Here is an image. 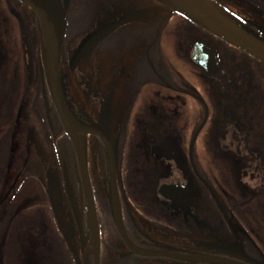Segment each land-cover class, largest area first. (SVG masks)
<instances>
[{"label":"flooded vegetation","instance_id":"obj_1","mask_svg":"<svg viewBox=\"0 0 264 264\" xmlns=\"http://www.w3.org/2000/svg\"><path fill=\"white\" fill-rule=\"evenodd\" d=\"M29 1L46 14L54 27L59 23L60 14L63 15L60 71L99 27L133 17L83 56L73 71L92 55H105L116 66L117 80L122 78L120 89H106L104 95L92 91L98 96L100 93L101 99L95 104L89 103L86 112L68 101L65 79L60 73L62 96L73 121L106 139L93 134H76L92 190L98 224L99 264H108L112 258L115 264H186L161 255H220L238 262L246 257L255 264H264V239L258 246L246 230L234 226L237 223L220 204L218 191V156L240 155L247 162L240 166L235 160L232 166L224 165L225 175L221 176H232L234 184L241 186L242 189L238 188L239 200H264V159L261 157L264 148L252 147L259 138L252 133V128L264 129V116H261L264 113V83L258 82V78L260 81L264 78L263 69L247 55L231 51L237 58H228L226 49L232 47L207 32L187 29L191 36L195 33L196 36L188 48L185 46L179 51L185 56L186 49H189L191 60V50L196 43L211 50L218 71L207 73L196 66L205 75L214 77L222 98L224 92L229 95L213 102L215 113L210 127L212 135L218 136L217 141L226 136L228 144H219L215 149L203 147V139L198 136L206 120L196 132L188 131L186 124L187 108L194 111L190 128L200 119L201 89L187 91L185 86L171 79L168 68L160 65L161 54L158 52V57L154 56L155 38L159 43L160 33L167 24L180 23L184 32L185 25L177 13L152 0H116L114 4L105 0ZM208 1L229 21L264 40V0ZM104 2L111 5L112 10L108 6L111 11L107 12ZM28 10L36 16L19 0H0V137H6L0 143V209L5 207V212L0 210V228L4 227L5 220L23 215V211L11 210V202L17 197L22 199L27 189L32 194L26 196L27 203L34 200V204L40 206L44 184L33 159L39 158L37 140L39 144L41 140L59 164L58 176L53 168L45 173L57 196L60 197L57 190L62 193L68 210L67 234L65 236L59 227L58 232L71 260L77 264H84V261L94 264V245L79 160L49 94V61L43 51L42 24L37 16V20L33 19ZM29 28L38 30V34L27 36ZM183 35H189L188 31L185 30ZM67 38H71L72 44L77 38L81 40L66 57ZM128 59L130 63L125 64ZM127 69H131V73L126 76ZM43 91L48 102L47 112ZM187 96L193 100L188 101ZM34 120L41 131L34 125ZM21 123V129L17 128ZM251 138L255 139L253 144ZM111 151L124 234L134 250L155 257L132 253L115 226ZM64 152L68 157L67 164L63 163ZM204 155L212 157L211 167L195 166L193 156L201 161ZM20 162L17 170L15 163ZM10 167L17 170L11 183ZM238 168L246 173L243 175L246 179L241 181L245 182L244 186L240 183ZM208 170L210 177L205 174ZM176 184L188 188L189 204H174L158 193L159 187ZM230 194L233 196V191ZM52 216L54 218L53 213ZM37 226L31 229L40 230Z\"/></svg>","mask_w":264,"mask_h":264},{"label":"water","instance_id":"obj_2","mask_svg":"<svg viewBox=\"0 0 264 264\" xmlns=\"http://www.w3.org/2000/svg\"><path fill=\"white\" fill-rule=\"evenodd\" d=\"M28 8H30L36 16L39 18L44 33L42 35L45 38L46 43V54H47V43H48V57H49V78L47 79V85L51 101L58 114L59 120L63 126L64 131L72 140L76 154L79 160L80 176L82 180L84 196L87 202L90 228H91V240L93 241V259L94 264H99V236H98V224L96 219V213L94 208L92 190L90 186L88 171L84 155L82 153L80 144L77 139L78 133L80 134H93L106 140L104 137L100 136L94 130L77 125L71 118L65 101L62 96L60 88V63H61V46L64 33V22L63 15L59 16V23L53 26L46 14L34 5L29 0H19ZM160 5H163L177 14L181 15L189 22H191L196 27L202 29L218 40L224 42L225 44L231 46L232 48L250 56L254 60L258 61L264 66V40L258 36L244 30L243 28L237 26L233 22L229 21L222 14H220L208 0H152ZM60 10V9H59ZM133 19V17H127L121 19L118 22L108 24L99 27L96 32H94L90 37H88L76 50L72 58L69 59L67 64V69L73 72L82 59L88 52L93 50L106 36L116 30L118 27L124 25L126 22ZM47 39V42H46ZM191 61L193 64L200 66L207 73H216L218 71V64L211 50L207 49L200 43H196L191 50ZM45 68V66H44ZM46 69V68H45ZM44 107L46 112L48 111V102L45 96V92L42 93ZM200 130V129H199ZM198 130V131H199ZM193 142L190 144V150ZM112 159V210L114 223L122 236L123 240L127 244L128 249L137 256L150 257L156 255L142 254L134 250L123 231L120 211L118 207L117 192L115 187V163L112 151L110 152ZM190 163L194 170L193 163L191 160V155L189 153ZM195 171V170H194ZM158 193L166 200L178 204L187 205L190 202V193L186 186L167 185L158 188ZM1 204V202H0ZM73 205V204H72ZM73 208V206H72ZM169 258H173L182 261L186 264H255L254 261L249 258L244 257L242 262H238L232 259L219 257V256H168L161 255ZM86 264V263H85Z\"/></svg>","mask_w":264,"mask_h":264},{"label":"trees","instance_id":"obj_3","mask_svg":"<svg viewBox=\"0 0 264 264\" xmlns=\"http://www.w3.org/2000/svg\"><path fill=\"white\" fill-rule=\"evenodd\" d=\"M28 12L33 19L37 20L34 14H32L29 10ZM178 17L185 25L184 32L186 30V32L188 31L190 35V31L193 32L201 31L198 27L190 23L184 17L180 15H178ZM188 28L190 29V31L187 30ZM182 29L183 28L181 27L180 23L176 25L167 24L163 28L162 32L160 33L161 43L160 42L157 43V52L161 54L159 63L164 68H168L171 79L177 81L178 84L185 86L187 91L195 92L198 87L201 89L200 95L203 101V105L201 106L202 113L200 119L198 122L193 123L190 128V117L194 115V111H190L189 108H187L186 124L188 127V131L192 130V132H196L197 129L200 127V125L204 122L207 113V119L198 136L200 139H203L204 134L206 132H212L210 127L212 125V117L215 113L213 109V102L218 100H223L222 96L220 95L222 94V92H220L216 88L217 85L214 81L213 76L205 75L199 67H197L191 62L189 57V49L185 51V56L179 51L180 49L179 44L183 40V36H184L183 35L184 32L182 33ZM37 34H38V30L34 31L33 28H29L27 31V36L30 35L36 36ZM189 35H188V39L189 37L193 39V37L196 36V33L193 34L192 36ZM214 40L216 42L221 43L217 39ZM229 48L230 47L226 49L227 52H229L228 58L232 60H234V58L237 57L236 55L232 54L231 51H234L235 53H238L240 55H245L232 48L230 49ZM250 59L256 64H258V66L264 71L263 65H261L252 58ZM258 82L264 83V78H262L261 81L260 78H258ZM186 99L188 101L193 100L192 97L189 96H187ZM41 109H42V105H41ZM261 116H264V113H262ZM252 129H253L252 133L254 132L256 133V135L259 136V138L256 141L255 139L251 138L252 144L255 141V144H253L252 147L264 148V133H263L264 129L261 127L260 128L254 127ZM219 130L222 131L224 129H219ZM5 140L6 137H0V143ZM215 140H216L215 138L205 142L203 140L202 141L203 147H208L213 149L219 147V144L218 145L215 144L214 142ZM225 156L229 157L228 155L218 156L219 158L218 165L220 166L218 173L219 176L218 191L221 197L220 204L225 210H228L231 213L237 225L241 229L246 230L247 234H249L252 237L253 241L259 246L261 241L264 239V200L263 201L258 200L255 202H246L243 200H239L240 197L238 193L240 191L238 189V186L234 184L233 177L230 176V174L227 171L226 173L230 176V178H227L226 176L225 178H223L221 176V175L223 176L225 175V173L223 172L224 170L223 166L225 164L222 161L223 157ZM261 157L264 159V155H262ZM231 158H236L233 159V163L236 162L235 160H238V162H240L239 163L240 166L243 165L245 162L243 156L240 155H231L230 159ZM193 162L195 166H197V164H201L208 168L211 167V164L213 163L212 157L206 155L202 157L201 161L195 160L193 156ZM228 162L230 163V160ZM205 174L210 177V170H208V172L206 171ZM230 191H233V196H231ZM261 191L262 189H259V192ZM203 193L204 195L206 194L204 190ZM41 196L42 198L40 200V206L38 207L37 204H34L35 201L33 200L34 203H30V205L27 207L26 209L27 215L26 213H24L23 218L12 219L11 222H7V220L4 221L3 224L4 227L3 228L1 227V229L2 231L4 230L5 233L7 232L10 233L9 238L11 239V244H10L11 249L10 251H8V249H6L7 246H4L5 249L1 251V261H2L1 264H15V260H17V256L20 253V248H18V246L15 245L18 234L17 232H19V230L23 226L36 224L38 220H39L38 222L42 224L41 228L45 241L43 247L40 249L41 251H39V255L41 256V261H42L41 264H75V262L71 260L69 254L67 253L65 244L58 232L54 218L52 216V208L50 207L48 198L43 192L41 193ZM220 221L222 222V220ZM7 224H10L9 228ZM223 227L225 228L224 225ZM1 229H0V234H4L3 232H1Z\"/></svg>","mask_w":264,"mask_h":264},{"label":"rangeland","instance_id":"obj_4","mask_svg":"<svg viewBox=\"0 0 264 264\" xmlns=\"http://www.w3.org/2000/svg\"><path fill=\"white\" fill-rule=\"evenodd\" d=\"M107 3L110 4H114L116 2V0H105ZM125 3V2H124ZM122 4V3H120ZM96 5H98V2L96 3ZM104 5L107 6V12L111 11V5H108L104 2ZM108 6H110L109 10ZM42 39H43V51L44 53H46V43H45V38L42 35ZM155 53L154 56L158 57V52H157V38H155ZM80 38H77L75 40V43L72 44L71 42V38H67V42L66 43V57L69 53H71V51L78 45V42H80ZM161 40V38L159 39ZM190 41L192 43L193 39H191L189 37L188 39V35H184L183 40L180 42L179 47L180 48H188L187 45L190 44ZM161 43V41H160ZM153 50V51H154ZM187 50V49H186ZM47 56V54H46ZM67 63V61H66ZM64 64L63 66H61V75L63 80L65 79V95L66 98L68 99V101H71L73 103V105H75L76 107L85 110L86 112H88L89 108L88 105L90 104H95L99 101V99H101L100 93L102 95H104L105 90L106 89H113V87H115L116 89H120L119 84L122 81V78L120 80L119 79L117 73H116V66L114 67V64L111 62L110 63V59L105 57V55L102 56H91L88 60H86L85 62H83L82 64H80V66L78 67V70H76L75 72L71 73L70 71H68L67 69V64ZM125 64H129L130 61L129 59L126 60L124 62ZM113 69V70H112ZM115 69V70H114ZM131 73V69H127L125 75L127 76L128 74ZM214 83V81H213ZM102 85V86H101ZM99 91V96L96 95L94 92L92 91ZM31 91H33V89H31ZM116 92V91H115ZM114 94V93H113ZM224 96L223 98L226 99L227 97H229L228 93L224 92L223 93ZM33 118V116H31ZM207 119V117L205 118V120ZM34 125H36V127L41 131L40 126L38 125V123L34 120ZM22 123L20 125H18L17 128L21 129ZM30 137L32 135H29ZM3 137V135L1 136ZM216 139L218 138V136H213L212 132H206L204 134V141H210L211 139ZM37 139V136H36ZM220 140L217 141L215 140L214 142L218 143V144H222V145H227L228 144V137L224 136V137H220ZM222 140V141H221ZM29 141V140H27ZM40 144L38 143L37 140V147H40L42 149V151L39 149L37 150L40 154H39V158H35L33 159L34 162L37 165V169L38 170V176L39 179L43 182L44 184V190L42 191L48 198V201L50 203V207L52 208V213L54 214V221L56 224V227L58 229H60V231L66 236L67 234V229H68V223L66 221V219H68V215H67V205L65 203L64 197L62 196V193L58 191L60 197L57 196L56 194V189L53 186L52 183H50V181L48 180V177L46 175V171L48 172L49 170H51V168H53L55 170V172L57 171V176H58V168H59V164L57 165L56 160L54 155H52L50 153V150L46 148L45 143L40 140ZM1 147V146H0ZM64 154V160L63 163L65 162L66 164L67 162V155L66 152L63 153ZM52 155V157L50 158V156ZM233 159L236 158H231L230 156L227 157H223L222 161L225 165H228L231 163L233 164ZM230 160V163L228 162ZM23 161V160H22ZM21 161V162H22ZM42 161V162H41ZM15 163L16 165V169L17 166H19L22 163ZM247 161H245L244 163H246ZM21 166V165H20ZM232 166V165H231ZM16 169H12L10 167V183L12 182V177L14 176V173L18 170ZM232 169V167L230 168ZM16 170V171H15ZM236 170V169H235ZM238 171V175L241 177L240 179V183L245 184V182H241L242 180H245L246 178L243 177L244 174H246L244 171H241L240 168L237 169ZM254 173V172H252ZM257 174V173H255ZM238 188L242 189L241 186H238ZM29 189H27V193L26 195L24 194L22 199L20 198H16V201H12L11 202V210L14 211L16 209L15 212H21L23 211V214L26 213V209L27 207L30 205V203H27L26 200V196L30 195L28 193ZM42 198V197H41ZM20 201L22 202L20 205ZM31 203H34L33 200H30ZM24 204H27L24 206ZM20 207V210H19ZM23 207V208H22ZM14 208V210H13ZM1 210V209H0ZM5 212V207L2 209ZM1 210V211H2ZM27 215V213H26ZM24 216H20L19 218H12V219H21ZM12 219H7V222H11ZM39 221V220H38ZM36 222L37 224L35 225H29V226H23L19 232H17V239H16V243L15 245L18 246V248H20V253L17 256V260H15V264H41V256L39 255V251H41L40 249L43 247V244L45 243L44 241V235L42 232V224L40 222ZM8 228L10 226V224H7ZM38 225V226H37ZM2 226V224H1ZM39 227L40 230L37 229H31L33 227ZM236 228H238L239 230H241L240 227H238L236 224L234 225ZM231 227V224H230ZM233 228V227H232ZM1 229V228H0ZM9 230V229H8ZM1 232H3L4 234H0V264H1V251L3 249H5L4 246H7L6 249H8V251H10L11 249V239L9 238L10 233H5L4 230ZM16 232V231H15ZM9 241V243H8ZM6 243V245H5ZM4 247V248H3ZM108 256L111 255V253H107ZM40 256V257H39ZM115 259L112 258L109 260L110 263L108 264H115L114 263ZM87 263L86 261H84V264ZM141 264H146L145 262H142ZM156 264V263H155Z\"/></svg>","mask_w":264,"mask_h":264}]
</instances>
